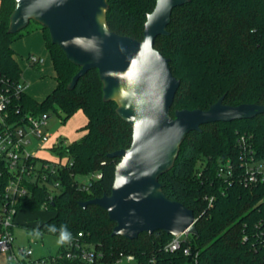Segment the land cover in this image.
Wrapping results in <instances>:
<instances>
[{
  "label": "trees",
  "instance_id": "1",
  "mask_svg": "<svg viewBox=\"0 0 264 264\" xmlns=\"http://www.w3.org/2000/svg\"><path fill=\"white\" fill-rule=\"evenodd\" d=\"M107 1L108 26L142 39L147 14L157 0ZM14 7L15 0H0V94L9 100L11 119L20 121L27 113L49 117V111L58 108L64 119L77 110L87 117L80 139L66 142L60 137L52 146L68 155L66 163L57 172H48V182L31 181L30 195L17 200V213L22 209L53 212L39 226L27 227L58 236L64 228L70 240L96 246L103 256L92 264H117L121 253L133 254L137 264H264V180L245 183L244 161L249 152L239 141L245 135L257 158L264 159V113L252 119L213 121L190 131L173 166L160 175L166 195L194 211L198 233L191 244L181 238L180 247L171 249L175 236L163 230L143 232L133 239L114 235L115 222L108 212L97 204L83 207L80 201L111 192L120 157L108 153L129 147L133 128L118 113L117 101L104 99L98 69L88 70L69 87L80 67L51 41L48 28L31 20L23 29L9 31ZM36 29L43 31L56 80L41 101L26 92L13 45ZM167 29L169 34L159 35L155 47L170 58L172 73L181 81L172 115L180 108L207 109L222 95L230 105H264V0H188L173 8ZM27 59L31 66L41 64L31 61L30 54ZM227 162L232 174H219V167ZM95 173L100 176L92 177V185L81 188L77 176ZM55 180L60 188L50 192L49 183ZM5 183L0 175V198ZM187 246L190 253L184 251Z\"/></svg>",
  "mask_w": 264,
  "mask_h": 264
},
{
  "label": "water",
  "instance_id": "2",
  "mask_svg": "<svg viewBox=\"0 0 264 264\" xmlns=\"http://www.w3.org/2000/svg\"><path fill=\"white\" fill-rule=\"evenodd\" d=\"M188 0H157L147 14L143 38L113 31L107 24V0H15L10 32L31 20L48 28L51 41L80 68L69 87L92 68L98 69L105 100L118 103V113L133 128L132 143L108 153L120 157L110 193L80 201L97 204L115 222L112 234L133 239L163 230L174 236L197 234L194 211L169 198L159 177L169 170L186 135L213 121L252 119L264 105L224 103L222 95L207 109L180 108L171 114L180 79L170 58L155 47L167 35L174 7Z\"/></svg>",
  "mask_w": 264,
  "mask_h": 264
},
{
  "label": "built area",
  "instance_id": "3",
  "mask_svg": "<svg viewBox=\"0 0 264 264\" xmlns=\"http://www.w3.org/2000/svg\"><path fill=\"white\" fill-rule=\"evenodd\" d=\"M33 62L42 63L44 58L36 54H30ZM9 100L0 94V175L6 178L3 197L0 198V251L9 252V264H92L101 259L102 252L94 245L82 240H70L60 244L55 254L32 257L31 247L14 245L13 226L16 224V202L22 195H30L28 184L39 181L48 182V172H57V167L66 163L61 159H53L41 155L38 152H31L27 149L26 143L33 139L50 142L52 133L45 127L48 115H34L27 113L20 121L11 119L8 110ZM60 141L56 136L49 143V147ZM244 151L249 154L245 157L244 181L246 184L257 183L264 180V159L257 158L250 142L245 135L239 139ZM47 146V145H46ZM38 150L41 146H38ZM232 166L227 162L219 167V174H232ZM99 173L92 174L86 181L81 182V188H89L92 185V177H99ZM50 184V192L59 190L60 182L55 180ZM82 233H80L81 235ZM181 235L175 236L169 244L171 249L181 245ZM184 251L190 253V247ZM128 261L136 260L133 254L121 253L116 263L122 259Z\"/></svg>",
  "mask_w": 264,
  "mask_h": 264
},
{
  "label": "rangeland",
  "instance_id": "4",
  "mask_svg": "<svg viewBox=\"0 0 264 264\" xmlns=\"http://www.w3.org/2000/svg\"><path fill=\"white\" fill-rule=\"evenodd\" d=\"M40 30L36 29L31 32L32 35L30 37H27V34L14 42L18 60L23 69V80L27 84L25 90L39 101L43 100L56 85L53 62ZM40 44H42V47H39ZM31 53L43 57L46 60L45 63H41L38 67L31 66L27 59ZM49 114L50 116L47 118L46 128L44 129L52 133L50 142L56 136L65 138L66 142H72L80 139L86 132L83 127L87 122V117L82 110H77L67 119H64L65 114L60 108L57 111H49ZM50 142L33 139L29 143H26V146L31 152H38L53 159H61L62 162L67 161L68 155H61L54 151L49 147ZM38 146H41L40 150L37 149ZM77 177L81 181H86L90 178V175H78ZM52 215L53 212L50 210H20L17 213L16 224L12 230L15 247L18 245L31 247L33 250L32 257L55 254L60 246L58 235L48 232L41 233L27 227V225L39 226L42 221L50 218ZM180 237L186 239L191 244L193 234H183ZM10 262L12 261L9 259V252L0 251V264H9ZM119 264H137V262L136 260L128 261L124 258Z\"/></svg>",
  "mask_w": 264,
  "mask_h": 264
},
{
  "label": "clouds",
  "instance_id": "5",
  "mask_svg": "<svg viewBox=\"0 0 264 264\" xmlns=\"http://www.w3.org/2000/svg\"><path fill=\"white\" fill-rule=\"evenodd\" d=\"M52 231H55V229L53 228ZM70 239H71L70 233H68L64 228H62L60 231L58 243L64 244V243L70 241Z\"/></svg>",
  "mask_w": 264,
  "mask_h": 264
},
{
  "label": "crops",
  "instance_id": "6",
  "mask_svg": "<svg viewBox=\"0 0 264 264\" xmlns=\"http://www.w3.org/2000/svg\"><path fill=\"white\" fill-rule=\"evenodd\" d=\"M40 31H42V30H40ZM37 33H38V32H37ZM31 35H32V33H29V34L27 35V37H30ZM37 35H38V34H37ZM42 35L44 36L43 31H42ZM43 40H44V42H45V39H44V38H43ZM13 45H14V44H13ZM40 46L42 47V44H40L39 47H40ZM45 46H46V44H45ZM14 48H15V45H14ZM15 49H16V48H15ZM16 51H17V50H16ZM45 61H46V60L44 59V61L42 62V64L45 63ZM40 65H41V64H40ZM54 73H55V71H54ZM26 86H27V84H26ZM25 89H26V87H25Z\"/></svg>",
  "mask_w": 264,
  "mask_h": 264
}]
</instances>
